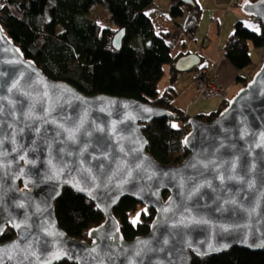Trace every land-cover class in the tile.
I'll use <instances>...</instances> for the list:
<instances>
[{"label":"water","instance_id":"1","mask_svg":"<svg viewBox=\"0 0 264 264\" xmlns=\"http://www.w3.org/2000/svg\"><path fill=\"white\" fill-rule=\"evenodd\" d=\"M243 12L264 31V0L246 1ZM125 34L115 35V49ZM200 63L189 54L176 70ZM260 68L212 122L188 121L189 155L164 165L149 154L144 130L170 111L89 96L48 78L0 24V264H191L233 248L264 249ZM64 188L89 198L105 216L88 241L59 226L54 205ZM124 198L156 214L149 233L132 241L114 215ZM7 229L15 237L1 242Z\"/></svg>","mask_w":264,"mask_h":264},{"label":"trees","instance_id":"2","mask_svg":"<svg viewBox=\"0 0 264 264\" xmlns=\"http://www.w3.org/2000/svg\"><path fill=\"white\" fill-rule=\"evenodd\" d=\"M53 1L48 15L50 0H0V24L25 58L33 60L48 78L65 81L89 96L126 97L170 111V118L145 124L144 134L149 141L148 152L155 160L170 166L181 164L189 155L184 144L191 129L188 121L196 117L212 122L229 102L223 101L217 111L190 116L172 105L175 95L172 87L159 93L158 83L166 74L164 67L173 64L176 58L168 34H159L147 15L155 0ZM95 5H103L109 11L112 27L103 26L101 16L90 14ZM183 6L188 12L184 33L193 39L199 30L202 9L195 0L187 5L173 0L171 15H183ZM123 29L126 34L122 48L117 50L113 39ZM250 45L264 48L263 27L257 32L238 22L224 47L226 59L238 70L248 68ZM237 80L243 81L241 77ZM174 120L180 122L179 127L173 126ZM61 196L54 205L60 228L75 239L88 241L89 231L103 223L105 216L89 198L69 188H64ZM140 208H143L140 219L133 223ZM114 215L123 237L132 241L149 233L156 214L133 198H124ZM14 237V231L7 229L1 242ZM191 264H264V249L233 248L216 256L194 258Z\"/></svg>","mask_w":264,"mask_h":264},{"label":"crops","instance_id":"3","mask_svg":"<svg viewBox=\"0 0 264 264\" xmlns=\"http://www.w3.org/2000/svg\"><path fill=\"white\" fill-rule=\"evenodd\" d=\"M202 9L199 30L193 39L186 37L183 26L187 21V8L183 6L184 13L181 16L171 15L173 0H155V3L147 11L152 19L155 30L159 34H168V42L173 56L176 58L169 68L165 69L164 78L158 83V91L163 94L169 87L173 88V102L178 110L186 115L197 116L202 113L217 111L223 101L229 102L244 86V82L251 81L248 68L236 69L225 56V45L235 32L236 24L243 22L249 28L256 25V22H247L246 14L243 12V5L249 0H195ZM252 18V17H251ZM251 24V25H249ZM252 29V28H251ZM257 32L258 29L253 28ZM252 29V30H253ZM183 44L186 46L183 47ZM252 47L254 51H252ZM250 45V58L252 52L258 54L259 66L262 60L263 48ZM194 54L201 60L200 66L189 72H178L176 64L178 59ZM252 64V58H251ZM204 69L217 77L218 81L225 88V96L201 98L195 93L198 70ZM241 77L243 81L237 80Z\"/></svg>","mask_w":264,"mask_h":264},{"label":"rangeland","instance_id":"4","mask_svg":"<svg viewBox=\"0 0 264 264\" xmlns=\"http://www.w3.org/2000/svg\"><path fill=\"white\" fill-rule=\"evenodd\" d=\"M54 3V1L53 0H50V3H49V5H48V7H47V9H46V13L49 15V9H50V7H51V5ZM90 14L91 15H93V16H95V15H97V16H101V19H100V21H101V23H102V25L103 26H105V27H112V23L109 21V15H110V13H109V11L103 6V5H95V6H93V7H91V9H90ZM247 17V18H246ZM245 18L247 19V22H251L252 20H253V22H256V24H257V26L255 25H251V24H249V25H251V28L253 29V28H255V29H258L259 30V32H261V30H262V25L260 24V22H258L256 19H254L253 17L251 18L250 16H245ZM249 28V27H248ZM250 28V29H251ZM251 29V30H252ZM252 31H256V30H252ZM252 47V46H251ZM252 51H254V48L252 47ZM262 57L264 58V53H263V55H262ZM251 58H252V64H251V66H250V68H249V70H247L246 71V73L245 74H248L249 75V77L252 79L254 76H255V73L256 72H258L261 68V66H259V59L260 58H258V54L256 55L255 54V52H252V54H251ZM262 58V59H263ZM262 61V60H261ZM261 63V62H260ZM169 66V64H167L165 67H164V69H166L167 67ZM169 68V67H168ZM167 68V69H168ZM173 125H175V127H179V125H180V122L179 121H176V120H174L173 121ZM141 212H143V208H140V209H138V211H137V213H136V216L134 217V219H132L133 221H135V223H138V221H139V219H140V214H141Z\"/></svg>","mask_w":264,"mask_h":264},{"label":"built area","instance_id":"5","mask_svg":"<svg viewBox=\"0 0 264 264\" xmlns=\"http://www.w3.org/2000/svg\"><path fill=\"white\" fill-rule=\"evenodd\" d=\"M263 64L264 58L262 59L260 66ZM198 71L199 72L195 86V93H197V97L199 99L212 98L214 96L223 98L225 96V88L221 82L218 81L217 77L201 68Z\"/></svg>","mask_w":264,"mask_h":264},{"label":"snow or ice","instance_id":"6","mask_svg":"<svg viewBox=\"0 0 264 264\" xmlns=\"http://www.w3.org/2000/svg\"><path fill=\"white\" fill-rule=\"evenodd\" d=\"M175 127V125H173ZM133 223H135V221H133Z\"/></svg>","mask_w":264,"mask_h":264}]
</instances>
